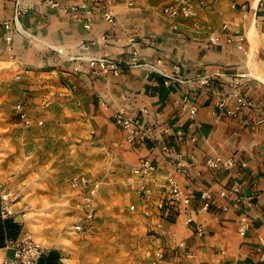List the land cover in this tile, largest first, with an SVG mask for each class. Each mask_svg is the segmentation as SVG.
Returning <instances> with one entry per match:
<instances>
[{"label": "crops", "instance_id": "crops-1", "mask_svg": "<svg viewBox=\"0 0 264 264\" xmlns=\"http://www.w3.org/2000/svg\"><path fill=\"white\" fill-rule=\"evenodd\" d=\"M17 1L0 0V183L17 198V241L31 235L63 264H264V0H191L193 17L164 13L180 0H104L91 15L80 11L91 29L72 17L77 0H21L29 10L15 22ZM106 10L114 23L102 19ZM6 23L17 30L12 52ZM135 52L170 76L178 68L183 83L130 68ZM90 58L117 61L119 76L99 73ZM236 91L252 106L216 117V103L233 106ZM120 107L139 125L183 136L168 137L170 155L153 158L150 144H129L116 126ZM176 154L189 177L177 171ZM213 157L234 165L211 170ZM146 159L155 170L137 174ZM171 177L190 195L188 206L172 201ZM75 178L87 185L74 187ZM200 191L210 193L206 211ZM85 197L96 202L91 226ZM7 246L0 264L13 255Z\"/></svg>", "mask_w": 264, "mask_h": 264}, {"label": "built area", "instance_id": "built-area-1", "mask_svg": "<svg viewBox=\"0 0 264 264\" xmlns=\"http://www.w3.org/2000/svg\"><path fill=\"white\" fill-rule=\"evenodd\" d=\"M78 3L74 6L70 7V11L72 13V17L80 22H84V27L87 29H91L93 26V22L85 17H82L80 11L83 10L85 15H91L92 12L101 9L102 3L104 0H77ZM123 1V0H117ZM48 4L53 7H58L59 3L48 1ZM29 7H24L21 4V0L16 2L15 14L14 19L15 22H18L19 17L25 13H27ZM164 13L167 14L169 17H177L179 15H184L187 17L195 16L194 9L191 4V0H180L178 8H167L164 10ZM102 19L107 21L108 23H114V15L112 14L111 10H106L103 12ZM6 29V33L4 39L6 41V49L8 52L13 51V43L14 37L16 33V29H13L9 23L4 25ZM105 39V37L103 38ZM242 40V39H241ZM133 42V40H131ZM212 42H218L217 38H213ZM231 38L228 39V43H231ZM81 49L87 50V45H82ZM82 57H72L71 60L78 61L82 60ZM89 66L93 69L99 68V73L103 75L113 74L114 76H119L121 65L117 61L110 59V58H90L88 59ZM162 64L161 61H158L157 64L151 65L147 63H141L139 60V55L137 52L133 54V57L130 61V68H140L144 67L149 69L150 71H155L156 73L160 74L165 78V85H171L172 83L178 82L183 83V81L179 78V69H175V75L170 76L166 74L164 71L160 70L159 66ZM76 71L79 70L78 68L75 69ZM236 88L239 86V82L237 79L233 80ZM201 83L207 84V80H202ZM232 97L235 99V104L233 106L228 105L226 99H220L215 105V112L214 115L218 118L222 116L227 117H236L239 113L245 109L252 106V102L249 101L242 95V93L236 91L232 94ZM184 102H188V97H184ZM22 105H17L16 110L20 113L21 118L25 121L26 125H29V121L27 119L26 114L23 112ZM190 116L192 118L195 117L197 114L196 107H192L189 109ZM144 117H149V111L143 110ZM114 122L116 126L121 129V131L125 134L126 140L129 144H150L151 145V154L153 158L162 156H169L171 153V148L169 144L166 142V139L171 135H175L174 137L180 138L183 136V131L179 130L175 133L172 132L170 128H163L160 131H157L155 128L154 123H149L148 125L142 126L135 123L132 118L129 116L127 110L124 107H120L116 110L114 114ZM195 143L197 140L196 138H192L191 140ZM1 144V143H0ZM182 155L176 154L175 161H176V169L178 172H181L186 177L190 176L189 168L184 164L182 161ZM206 165L211 170H225L228 171L233 165V159H222L221 157H213L207 160ZM155 170V165L152 162V159L144 160L139 168L136 169V173L147 176L151 172ZM169 186L171 188V199L174 202H182L184 205H189L191 203L190 195L184 194V192L180 189L179 185L177 184L176 180L171 177L168 180ZM71 184L74 187H78L80 185H87V181L85 178H75L72 180ZM264 189V187H263ZM222 196L226 197V193L222 192ZM201 199L204 202L202 210L206 211L210 208V193L208 191H200ZM16 195L8 190L4 189V186L0 183V218L11 219L14 218L16 215V211L14 210V203L16 201ZM243 198L237 199L240 202ZM84 207H85V222L90 224V226L94 223L96 219V202L92 197H85L84 199ZM192 219L188 220V223H191ZM84 230V225H76L74 227V232L77 234H82ZM249 230V223L246 218L242 219L241 226L239 229L240 235L244 236L247 231ZM197 233L200 236H204L206 234L203 228H198ZM8 249L12 250L13 255L11 257L5 258L2 264H38L40 259L44 256L47 252L46 249L40 245L38 242L33 240L31 237H24L18 241H12L8 244ZM157 258H162L161 253L157 254ZM261 261L264 263V254L261 255Z\"/></svg>", "mask_w": 264, "mask_h": 264}, {"label": "trees", "instance_id": "trees-1", "mask_svg": "<svg viewBox=\"0 0 264 264\" xmlns=\"http://www.w3.org/2000/svg\"><path fill=\"white\" fill-rule=\"evenodd\" d=\"M21 233V226L11 219L0 218V248H4L9 242L17 241ZM38 264H63L61 254L56 250L47 251Z\"/></svg>", "mask_w": 264, "mask_h": 264}, {"label": "rangeland", "instance_id": "rangeland-1", "mask_svg": "<svg viewBox=\"0 0 264 264\" xmlns=\"http://www.w3.org/2000/svg\"><path fill=\"white\" fill-rule=\"evenodd\" d=\"M28 236L31 237L32 239H34L31 235H26L25 237H28Z\"/></svg>", "mask_w": 264, "mask_h": 264}]
</instances>
